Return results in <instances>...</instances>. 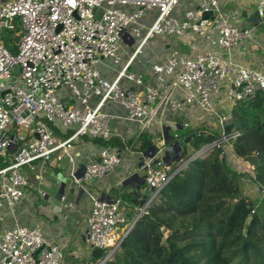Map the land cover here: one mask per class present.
Returning a JSON list of instances; mask_svg holds the SVG:
<instances>
[{
  "label": "built area",
  "instance_id": "built-area-1",
  "mask_svg": "<svg viewBox=\"0 0 264 264\" xmlns=\"http://www.w3.org/2000/svg\"><path fill=\"white\" fill-rule=\"evenodd\" d=\"M182 1L4 0L0 4V155L7 162L0 169V218L26 195L25 167L43 180L47 165L53 158L69 157L76 139L121 136L111 129L116 119L139 125L141 132L130 140L147 130L166 106L184 119V128L196 124L216 129L218 137L186 159L175 158L177 133L169 142L154 141L142 157L144 201L131 219L122 212L121 196L88 193L86 240L92 249H101L95 264H103L115 257L134 222L147 213L151 201L176 173L214 150L220 149L219 158L225 157V149L232 148L238 135L234 128L224 131L231 123L232 104L264 92V73L231 58L235 46L254 39L255 29L264 26V0H255L258 21L248 28L238 26L236 15L224 7L223 0H193L177 14ZM5 31L17 33L15 53L1 40ZM185 35L194 40L188 52L172 46L164 61L152 64L153 86H144L142 74L127 70L150 39L158 36L175 43ZM122 41L136 46L109 80L99 62L102 58L119 61ZM17 65L20 70L14 73ZM63 89L69 92L68 101L61 97ZM92 97L97 98L94 103ZM107 104L120 105L125 115L109 113L104 109ZM52 127L73 132L59 138ZM124 150L131 152L133 143ZM121 163L120 152L103 147L97 160L72 176L82 187ZM65 255L64 245L48 239L39 227L15 223L0 236V264H62Z\"/></svg>",
  "mask_w": 264,
  "mask_h": 264
},
{
  "label": "trees",
  "instance_id": "trees-1",
  "mask_svg": "<svg viewBox=\"0 0 264 264\" xmlns=\"http://www.w3.org/2000/svg\"><path fill=\"white\" fill-rule=\"evenodd\" d=\"M4 39L8 45L11 39ZM230 122L238 132L232 154L250 170L233 168L226 157L219 158L217 150L192 159L157 193L147 213L137 218L121 243L122 251L103 264H264V215L256 210L264 213V92L234 102ZM178 124L179 141L196 132L180 148L181 159L219 135L208 125L184 128L182 121ZM172 138L168 134L166 142ZM90 139L105 146H123L116 137ZM129 143L144 153L154 139L144 131ZM5 165L0 157V169ZM245 180L255 186L257 197L244 192ZM97 258L91 256L83 264H94Z\"/></svg>",
  "mask_w": 264,
  "mask_h": 264
},
{
  "label": "crops",
  "instance_id": "crops-1",
  "mask_svg": "<svg viewBox=\"0 0 264 264\" xmlns=\"http://www.w3.org/2000/svg\"><path fill=\"white\" fill-rule=\"evenodd\" d=\"M3 1L0 0V4ZM192 1L183 0L177 7L176 13L182 14L184 10L191 6ZM223 4L226 9H230L236 15L239 27L248 28L257 24L254 16L256 13L255 0H223ZM260 28L255 29L254 39H245L231 50V58L237 63L256 66L264 73V31H259ZM9 32L5 31L1 35V40L10 50L16 49L17 33L15 31L9 34ZM14 37L17 38L14 39ZM4 38L11 39L8 41V45L5 44ZM193 41V37L185 35L177 39L174 44L180 48L185 45L190 47ZM156 43L159 48L156 56L139 58L144 53L143 47L127 68L129 72L142 74L144 86L155 84L151 66L153 63L164 61L167 52L173 46V43H169L168 39L164 37H158ZM135 46L136 43L122 41L119 61L115 62L112 58H102L99 62L102 75L112 80L132 55ZM123 83L132 87L126 81ZM60 94L65 101H68L69 92L67 89H63ZM96 100V97H92L91 102L94 103ZM104 109L119 116H124L126 113L125 109L117 104H107ZM160 110L161 113L156 116L151 126L145 131L150 133L155 140L159 138L166 140L168 134L178 133V128L173 127L179 125L178 122H183L184 119L180 115L171 112L167 106ZM197 126L199 125L192 124L190 127ZM111 129L121 133V136H113L121 141L123 145L121 148L105 146L88 137H80L74 141L69 157L63 156L59 161L53 158L52 163L50 162L44 170L43 180L36 177L37 172L25 167L29 176L26 195L12 209H6L8 213L0 218V236L5 229L15 223L29 227H39L48 239L56 240L64 245L66 255L62 264L89 262L90 257L93 256V249L88 245L85 235L86 218L90 207L88 193L110 198L125 195L122 198L121 209L128 219L134 216L140 202L145 197L144 169L142 168L143 152L124 150L128 141L132 137L135 138L136 133L141 132L139 125L116 119L111 123ZM52 130L55 136L59 138L71 134L69 130L61 131L57 127H52ZM103 147L114 148L120 152L122 154L121 165L102 179L92 180L88 184H83L82 187L78 186L74 182L72 174L77 176L88 162L97 160L99 151ZM11 152L12 150H9L7 153L8 160L11 158ZM224 154L233 168L240 172L250 170L249 165L241 158L234 156L230 148H226ZM0 157L3 160L1 155ZM3 162L7 164L6 161L3 160ZM136 199H138L136 201L138 204L135 203Z\"/></svg>",
  "mask_w": 264,
  "mask_h": 264
},
{
  "label": "rangeland",
  "instance_id": "rangeland-1",
  "mask_svg": "<svg viewBox=\"0 0 264 264\" xmlns=\"http://www.w3.org/2000/svg\"><path fill=\"white\" fill-rule=\"evenodd\" d=\"M259 31H264V27H261L260 29H259ZM157 38H158V36H156V37H154V38H152V39H150L149 40V42L144 46V53L142 54V55H140V57L139 58H145V57H149V56H156V54L159 52V48L157 47ZM16 43V42H15ZM173 46H175V44L173 43L172 44ZM145 54H146V56H145ZM114 65V64H113ZM72 129H69V132H71L72 133ZM180 131H183V130H180ZM152 136V135H151ZM152 138L154 139V137L152 136ZM160 139V138H159ZM154 141H155V139H154ZM52 163V162H51ZM245 187H244V192L248 195V196H250L251 198H255V197H257V189L255 188V186L254 185H252L250 182H245V185H244ZM257 210V212L259 213V214H261V215H264V213H263V211L261 210V209H259V208H257L256 209ZM95 264V263H94Z\"/></svg>",
  "mask_w": 264,
  "mask_h": 264
},
{
  "label": "water",
  "instance_id": "water-1",
  "mask_svg": "<svg viewBox=\"0 0 264 264\" xmlns=\"http://www.w3.org/2000/svg\"><path fill=\"white\" fill-rule=\"evenodd\" d=\"M207 16H208V12H206V13L203 14V17L206 18ZM254 16H255V22L257 23V21H258L257 14L255 13ZM181 49H182L184 52H188L189 47H188L187 45H185V46H182ZM19 70H20V68H19V66L17 65V66L14 67L13 72H14V73H18ZM232 128H233V124H232V123H229L228 125L225 126L224 131L227 133V132H229ZM195 133H196L195 131H194V132H191V133H190V134H189L184 140H182V141H177L178 146H177V155H176V157H175L176 159H178V158L180 157V148H181L183 145L187 144L188 141L190 140V138L193 137V136L195 135ZM220 151H221V150L219 149L218 152L220 153ZM143 201H144V200H142V201L140 202V205L143 204ZM121 251H122V249L120 248L119 251H118V253H120ZM38 252H39V249H37V250L35 251V253H34V258H36ZM100 253H101V249H100V248H95V249H93V251H92V255H93V256H99Z\"/></svg>",
  "mask_w": 264,
  "mask_h": 264
}]
</instances>
